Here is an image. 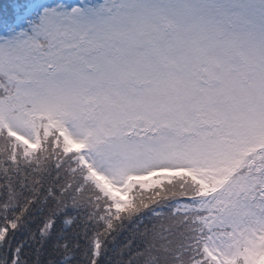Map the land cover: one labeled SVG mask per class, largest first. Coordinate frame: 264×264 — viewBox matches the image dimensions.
Returning <instances> with one entry per match:
<instances>
[{
  "label": "snow or ice",
  "instance_id": "snow-or-ice-1",
  "mask_svg": "<svg viewBox=\"0 0 264 264\" xmlns=\"http://www.w3.org/2000/svg\"><path fill=\"white\" fill-rule=\"evenodd\" d=\"M0 264H264V0L0 3Z\"/></svg>",
  "mask_w": 264,
  "mask_h": 264
},
{
  "label": "trees",
  "instance_id": "trees-1",
  "mask_svg": "<svg viewBox=\"0 0 264 264\" xmlns=\"http://www.w3.org/2000/svg\"><path fill=\"white\" fill-rule=\"evenodd\" d=\"M8 2H9V0H0V3H2V4H7ZM53 179H55V174H53ZM63 182H64V180H61V183H63ZM49 185H51V181H49ZM49 185H46V187ZM33 227H35V225H33ZM121 239H123V237Z\"/></svg>",
  "mask_w": 264,
  "mask_h": 264
}]
</instances>
